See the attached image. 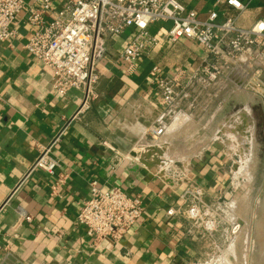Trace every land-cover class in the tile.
Returning a JSON list of instances; mask_svg holds the SVG:
<instances>
[{"label":"crops","instance_id":"0c3cea01","mask_svg":"<svg viewBox=\"0 0 264 264\" xmlns=\"http://www.w3.org/2000/svg\"><path fill=\"white\" fill-rule=\"evenodd\" d=\"M179 1L201 18L216 9L222 16H237L242 27L264 20V0L247 1V7L240 12L225 0ZM39 4L40 0H24L23 10L13 21L14 35L0 42V261L197 264L205 259L215 251L213 242L222 241L219 233L214 239L190 233V221L182 215H169L168 210L178 203L179 191L193 182L205 188L209 199L218 194L227 196L236 211V191H229L230 178L221 144L214 139L198 140L214 114H207L200 128L196 117L200 102L189 99L184 103L185 111L177 114L166 130L155 137L151 127L161 108L148 84V73L154 64L168 72L195 66L202 61L205 49L187 38L161 42L148 56L138 60L136 72L128 73L121 51L135 29L107 38V49L97 65L98 96L90 108L74 116L83 92L80 89L57 92L50 67L24 48L32 32L28 9ZM59 7L60 3L54 1L52 12ZM170 24L157 21L149 25V30L161 33ZM242 110L247 118L252 117L245 107L239 108L232 115L238 126L245 125ZM64 126V133L52 149L61 166L54 174L35 169L18 185L41 147L48 145ZM150 145H156L161 155L153 152L148 160L159 155L162 158V163L153 167L132 155L133 151L145 152ZM93 179L103 189L118 186L130 195H139L143 201L141 217L117 245L108 239L94 244L77 222ZM19 207L31 220L19 213ZM254 232L244 229L243 224L230 246L221 250L222 260L236 264L242 259L248 264L256 262L258 255L262 258L261 244Z\"/></svg>","mask_w":264,"mask_h":264},{"label":"built area","instance_id":"2783aa9c","mask_svg":"<svg viewBox=\"0 0 264 264\" xmlns=\"http://www.w3.org/2000/svg\"><path fill=\"white\" fill-rule=\"evenodd\" d=\"M54 1H58L60 7L52 12ZM225 1L240 12L250 0ZM23 7L24 0H0V42L14 35L13 21ZM27 20L32 32L24 48L50 67L53 88L63 94L71 89L83 92L74 116L90 108L98 96L95 90L99 80L97 65L107 49L106 39L130 28L135 32L121 51L128 73L136 72L138 60L148 56L161 42L187 38L197 41L205 49L198 65L179 67L173 72L162 70L159 64L150 68L148 84L161 108L151 127L155 137L166 130L177 114L185 111L187 100L199 102L216 87L231 85L241 92H248L264 107L263 19L250 27H242L237 23V16H222L216 9L201 18L196 11L186 10L179 0H40L39 6L28 9ZM162 20L170 21L167 29L161 33L149 30L151 23ZM65 128L48 145L41 147L18 185L35 169L54 174L61 166L52 149ZM173 175L177 177L178 173ZM205 193L200 184L187 183L179 191L178 203L169 208L168 214L188 219L190 233L199 230L205 238L214 239L219 232L224 245L213 242L216 251L203 263L215 264L223 261L219 253L239 234L242 222L232 213L227 196L218 194L209 201ZM18 210L25 219L31 220L22 207ZM143 210L139 195H130L118 186L103 189L93 179L77 222L94 244L108 239L117 245ZM0 264L3 263L0 261Z\"/></svg>","mask_w":264,"mask_h":264},{"label":"rangeland","instance_id":"374dc122","mask_svg":"<svg viewBox=\"0 0 264 264\" xmlns=\"http://www.w3.org/2000/svg\"><path fill=\"white\" fill-rule=\"evenodd\" d=\"M243 94H245L243 95V98H240L239 92L231 85H228L220 87L219 89H213L210 91V95L203 96L200 99L199 106L196 108V117L199 122V127L201 128L205 124V120H207L205 116L207 114L208 116H210L211 113L214 115L212 120L208 123L209 125L205 128L206 130H203L202 134H199L198 140L200 138L214 139V142L221 144L220 151L226 159L225 170L230 178L229 191L231 192L233 189L236 191L234 193V196H236L234 202L236 206L235 212L237 213L233 211V203H231L230 206L232 213L235 217L239 216L243 220H241V222L242 225L244 224V229L252 232L255 231L253 234L261 244L263 252L262 258L259 259L258 255L256 262L250 261L248 264H264V196H261L260 194L264 190V183L258 182L260 178L259 167L262 159L257 148L259 141L257 142L255 139V119L252 111V104H257L260 100H258L257 97V99L254 100L249 99V97L246 96L249 94L248 92ZM236 97L241 99L242 104L239 105L235 103L234 100ZM206 99H208V101ZM240 99L237 101L240 102ZM244 107L247 111L251 112L252 117L247 118L244 126H238V122H233L232 115L235 114V111L239 108ZM262 127L264 129V125H262ZM231 129H234L235 131L233 132ZM222 133L224 135H222ZM167 167L168 170L172 169L169 166ZM261 175L264 176V172L261 173ZM205 198L209 201L213 200L207 198L206 193ZM259 210L262 213L261 215H259ZM194 233L205 238V236L202 235V231L195 230ZM219 242L220 243L217 244L222 243L221 240ZM226 249L227 247L225 246L223 250ZM214 250L216 251L215 247ZM219 254L222 253L220 252ZM206 258L197 261V264H203ZM246 261L248 262L249 260ZM215 264L235 263L219 261L215 262ZM236 264L245 263H243V260L241 259L239 262H236Z\"/></svg>","mask_w":264,"mask_h":264},{"label":"flooded vegetation","instance_id":"af4514ba","mask_svg":"<svg viewBox=\"0 0 264 264\" xmlns=\"http://www.w3.org/2000/svg\"><path fill=\"white\" fill-rule=\"evenodd\" d=\"M238 96V95H236ZM239 97L243 98V96L239 95ZM235 98V103L236 104H242L241 102V99L240 98ZM238 99H240V102L237 101ZM252 100L254 99H257L255 97H251ZM250 100V101H252ZM259 100V99H258ZM252 111H253V117L255 119V129H254V134L256 136V140L257 142L259 141V143L257 144V148H258V153L259 155L261 156V164H260V167H259V172H260V178L258 180V182H261V183H264V176L261 175V173L264 172V129L262 127V125H264V107L262 105V102H257V104H252ZM260 149V150H259ZM261 196L263 195L264 196V190L260 193ZM260 212V210H259ZM262 213L260 212L259 215H261Z\"/></svg>","mask_w":264,"mask_h":264},{"label":"water","instance_id":"95a60500","mask_svg":"<svg viewBox=\"0 0 264 264\" xmlns=\"http://www.w3.org/2000/svg\"><path fill=\"white\" fill-rule=\"evenodd\" d=\"M240 115L242 116L243 121L246 122V120H247V114L244 111H242L240 113ZM231 131L234 132L235 130L234 129H231ZM153 152H157V153H159L161 155V151H160V149L156 145H150V146H148L147 149H146V151L143 152V153H141V154L140 153L138 154L137 152L133 151L132 152V155H134L136 157L138 156L139 157V160L142 163H144L146 166L153 167V166H156V165H159V164L162 163V158L160 157V155L157 156V157H154V159H152L151 161L148 160V158L151 156V154Z\"/></svg>","mask_w":264,"mask_h":264}]
</instances>
